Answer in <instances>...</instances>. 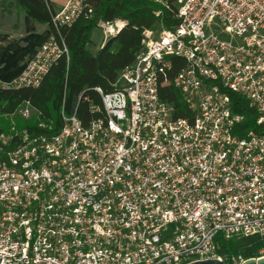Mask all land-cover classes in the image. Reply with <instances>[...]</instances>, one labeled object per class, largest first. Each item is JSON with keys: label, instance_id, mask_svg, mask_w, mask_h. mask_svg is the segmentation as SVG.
Instances as JSON below:
<instances>
[{"label": "built area", "instance_id": "built-area-1", "mask_svg": "<svg viewBox=\"0 0 264 264\" xmlns=\"http://www.w3.org/2000/svg\"><path fill=\"white\" fill-rule=\"evenodd\" d=\"M4 0H0V5ZM167 5V0H153ZM173 29L142 49L85 124L0 132V264H186L218 258L217 236L264 238V133L241 135L231 92L264 125V0H178ZM68 0L56 28L92 13ZM128 20H98L105 44ZM68 54L52 36L9 88L38 87ZM173 57L185 64L173 77ZM172 85L178 104L164 99ZM30 119L25 101L15 112ZM242 257L231 264H242ZM226 264V263H225Z\"/></svg>", "mask_w": 264, "mask_h": 264}, {"label": "trees", "instance_id": "trees-1", "mask_svg": "<svg viewBox=\"0 0 264 264\" xmlns=\"http://www.w3.org/2000/svg\"><path fill=\"white\" fill-rule=\"evenodd\" d=\"M1 5L15 6L23 10L35 22L46 24L58 41H63L68 54H63L49 69L38 87L5 89L0 86V132L11 127V119L17 127L39 129L40 122H53L57 131L62 125V111L67 115L77 113L88 124L101 114L92 113L91 105L102 106V97L96 90L111 92L121 72L134 63L142 49L144 29H153L157 23L165 29L178 25L176 17L178 0H167V5L153 0H91L92 13H84L72 25L56 28L53 17L56 11L48 0H4ZM125 18L128 24L94 54L92 45L93 29L99 19L115 21ZM169 77L173 78L184 66L180 57H173ZM164 99L180 103V93L172 85L161 88ZM231 107L234 113L243 117L237 130L245 135L250 130L264 133V125L258 123V112L249 100L231 92ZM32 103L35 114L30 119L16 115L25 102ZM41 130V129H39ZM218 254L225 256L226 264L235 258L247 260L264 255V238L259 236L226 238L217 236Z\"/></svg>", "mask_w": 264, "mask_h": 264}, {"label": "crops", "instance_id": "crops-1", "mask_svg": "<svg viewBox=\"0 0 264 264\" xmlns=\"http://www.w3.org/2000/svg\"><path fill=\"white\" fill-rule=\"evenodd\" d=\"M67 1L48 0L56 12L60 11ZM13 7L0 5V81L2 82L14 81L23 72L27 63L35 57L40 46L53 36L48 25L35 22L23 10ZM3 21L6 24H3ZM93 43L96 44L94 41ZM97 46L94 54L104 46L103 40L97 42Z\"/></svg>", "mask_w": 264, "mask_h": 264}, {"label": "rangeland", "instance_id": "rangeland-1", "mask_svg": "<svg viewBox=\"0 0 264 264\" xmlns=\"http://www.w3.org/2000/svg\"><path fill=\"white\" fill-rule=\"evenodd\" d=\"M153 2H154V1H153ZM164 5H165V4H164ZM13 8H16V7L14 6ZM121 19L126 20L125 18H121ZM12 22H13V21H12ZM8 23H9V22H8ZM8 23H7V24H8ZM3 24H6V22L3 21ZM164 29H165V28H163V24H161V23H157V24L155 25V28H154L155 35L158 36V35L161 33V31L164 30ZM92 38H94L93 41H94L96 44L92 43V45H90V49L92 50V52H96L97 47H98V46H97V42H101L102 40H103V41L105 40V36H104L102 30H101L100 27L98 26V21H97V23H96V25H95V27H94V29H93ZM98 45H99V44H98Z\"/></svg>", "mask_w": 264, "mask_h": 264}, {"label": "water", "instance_id": "water-1", "mask_svg": "<svg viewBox=\"0 0 264 264\" xmlns=\"http://www.w3.org/2000/svg\"><path fill=\"white\" fill-rule=\"evenodd\" d=\"M186 264H225V262L218 258H207L204 260L193 261L191 263ZM242 264H264V255L259 258L247 259Z\"/></svg>", "mask_w": 264, "mask_h": 264}]
</instances>
